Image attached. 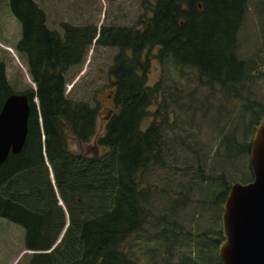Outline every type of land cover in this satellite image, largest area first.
<instances>
[{
    "label": "trees",
    "instance_id": "trees-1",
    "mask_svg": "<svg viewBox=\"0 0 264 264\" xmlns=\"http://www.w3.org/2000/svg\"><path fill=\"white\" fill-rule=\"evenodd\" d=\"M0 1L6 2L21 26L15 52L36 87L26 92L30 113L23 149L10 153L0 166V219L24 231L25 250L37 253L29 264H135L126 258L123 244L143 230L149 195L138 188L137 179L160 160L162 134L161 125L141 128L159 88L146 85L149 58L143 55L159 48V59H170L178 68H193L198 78L220 87L223 95L243 100L240 114L249 116L244 131L250 141L236 145L233 134L222 139L227 159L234 156L229 157L231 152L249 157L253 132L264 117V102L239 91V84L247 83L254 69L252 61L237 55V33L250 0H157L143 30H98L63 23L62 34L48 28L46 14L34 0ZM94 40L95 46L114 47L118 52L109 69L116 112L98 139L103 153L90 160L68 151L67 136L78 143L89 142L97 131L98 106L73 103L66 85L68 72L82 68ZM13 93L0 62V111ZM49 170L69 218L65 232V216L57 208ZM252 179L251 174L248 182ZM222 184V191L203 202L220 215L231 186ZM157 226L163 236L170 227ZM213 227L208 236L196 239L206 241L199 247L208 254L201 264H221L217 257L222 242L220 216ZM168 234L177 243L176 234L170 230ZM187 262L195 264L192 259Z\"/></svg>",
    "mask_w": 264,
    "mask_h": 264
},
{
    "label": "rangeland",
    "instance_id": "rangeland-1",
    "mask_svg": "<svg viewBox=\"0 0 264 264\" xmlns=\"http://www.w3.org/2000/svg\"><path fill=\"white\" fill-rule=\"evenodd\" d=\"M34 1L44 10L48 28L62 34L63 23L98 30L101 27L143 30L151 16L150 7L157 0ZM20 36V24L10 14L6 2L0 1V62L4 63L7 81L17 94L36 89L24 60L15 52ZM237 42L238 58L252 61L254 68L251 79L239 84V91L264 102V0H250ZM159 51L155 48L143 55L149 58L146 85L159 88L141 128L145 131L152 124L161 125L160 160L139 174L138 188L149 195L143 230L133 233L122 251L135 264H189V259L201 264L208 254L201 253L199 247L206 241L196 239L208 236L216 228L213 227L216 217L221 216L203 202L222 191L225 188L222 183L229 187L234 183L246 184L251 178L248 155L231 152L229 157L234 156L227 159L222 139L233 134L236 145L249 142L244 131L249 116L240 114L244 112L243 100L223 95L220 87L198 78L193 68H178L170 59H159ZM117 52V48L95 46L94 42L82 68L71 69L67 74V98L73 103L98 106V117L107 118L108 109L116 111L114 78L109 69ZM34 103L38 105L37 100ZM67 142L72 154L92 156L90 150L95 143H78L69 135ZM97 149L99 156L103 148ZM49 179L57 208L65 216V232L69 218L50 170ZM158 223L169 224L168 230L176 234L179 242H172L167 229L163 236ZM24 237L20 227L0 219V264H29L32 254L24 248Z\"/></svg>",
    "mask_w": 264,
    "mask_h": 264
},
{
    "label": "water",
    "instance_id": "water-1",
    "mask_svg": "<svg viewBox=\"0 0 264 264\" xmlns=\"http://www.w3.org/2000/svg\"><path fill=\"white\" fill-rule=\"evenodd\" d=\"M115 112L108 109L107 118L106 115L97 118V131L92 139V143H95L92 149L96 154L97 137ZM29 113L26 93H13L5 100L0 111V166L10 153L16 155L22 151ZM249 165L252 181L232 184L222 206V242L217 250L221 264H264V117L255 127L251 138Z\"/></svg>",
    "mask_w": 264,
    "mask_h": 264
},
{
    "label": "flooded vegetation",
    "instance_id": "flooded-vegetation-1",
    "mask_svg": "<svg viewBox=\"0 0 264 264\" xmlns=\"http://www.w3.org/2000/svg\"><path fill=\"white\" fill-rule=\"evenodd\" d=\"M114 114H115V113H114ZM111 117H112V116H111ZM97 118H98V116H97ZM96 121H97V120H96ZM94 136H95V135H94ZM94 136H93V137H94ZM99 136H100V135H99ZM99 136L97 137V141H96V143H97V144H96L97 147H99V145H98V139L101 137V136H100V137H99ZM93 137L91 138L90 142H92ZM69 149H70V148H69ZM88 149L90 150L89 147H88ZM68 151H69V150H68ZM90 152L92 153V156H91V157L88 158L87 156L85 157V155H84L83 157H84L85 159H90V160H92V159L98 157V156H96L95 150L93 151L92 148H91ZM88 156H89V154H88ZM65 212H66V208H65Z\"/></svg>",
    "mask_w": 264,
    "mask_h": 264
}]
</instances>
